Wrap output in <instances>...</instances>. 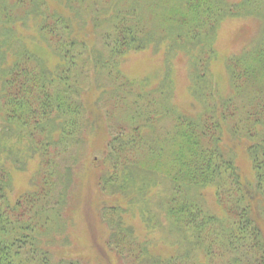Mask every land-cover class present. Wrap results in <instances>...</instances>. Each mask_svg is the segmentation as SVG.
Masks as SVG:
<instances>
[{"label": "trees", "instance_id": "1", "mask_svg": "<svg viewBox=\"0 0 264 264\" xmlns=\"http://www.w3.org/2000/svg\"><path fill=\"white\" fill-rule=\"evenodd\" d=\"M61 3L75 13L77 20L75 17L72 22L60 12L43 10L44 0L8 3L14 15L23 12V6L26 18L38 15L36 28L45 48L21 46L15 50L6 41L0 42V65L11 54L17 56L11 66L0 69V113L5 118L0 133H8L16 124L18 140L27 142V151L40 160L34 194L11 203L10 169L0 158V264H80L62 258L52 262L38 240L48 234V224L53 222L55 227L60 224L75 184L72 168L66 164L60 167L55 158L58 149L76 146L80 140L85 143L90 132L94 130L95 134L98 129L104 136V149L97 168L100 169L97 186L111 203L99 201L100 221L106 226L107 237L103 243L105 253L98 256V261L95 259L97 263L200 264L191 260L197 250L198 261L214 264L211 258L215 251L210 241L206 242L209 239L219 245L217 252L226 258L224 264H264V232L259 223L264 221V0H61ZM145 9L148 15L144 14ZM90 16L97 37L93 48L101 45L91 52L84 31ZM248 17L259 21L260 36L250 48L228 60L231 85L236 91L233 89L227 99L219 100V115L214 113V107L205 108L211 112L207 118L204 113L191 115L179 112L175 106L168 108L163 105L165 95L158 101L160 116L171 119L173 131L156 140L154 122L158 120L154 121L153 113L146 112L144 105L136 101L124 106L130 97L127 93L115 92V106L105 104L106 114L99 112L93 118V114L87 113L81 85L88 80L86 72L92 64L101 66V76L118 83L117 89L123 91L130 82L120 80L118 62L150 45L158 52L163 40H168L162 45L166 46L163 55L167 66L158 86L159 95L163 96L165 93L161 92L168 87L174 58L183 53L190 64V91L205 104L210 95L206 93L210 60L216 54L212 47L216 28L222 20ZM4 28H0V41L6 34L14 33ZM50 55L58 58L52 68L44 61ZM255 94L259 98L248 105L243 101L244 96L250 100ZM240 96L241 109H246L239 116L250 123L248 129L242 125L239 130L247 129L243 135L253 140L246 148L251 179H244L232 150L226 146L225 149L222 143L225 128L233 134L237 132L240 122L231 117L239 113L233 99ZM230 105L235 108L227 115ZM228 120H234L233 124ZM3 147L5 158L15 153L14 148ZM15 161L13 167L18 161L21 169V162ZM157 182L169 183L160 204L170 228L188 241L192 250L189 254L168 258L153 255L149 243L140 242L126 223L124 215L138 206L150 186ZM206 191L213 195L219 214L207 209ZM138 210L140 214L144 211L141 207Z\"/></svg>", "mask_w": 264, "mask_h": 264}, {"label": "rangeland", "instance_id": "2", "mask_svg": "<svg viewBox=\"0 0 264 264\" xmlns=\"http://www.w3.org/2000/svg\"><path fill=\"white\" fill-rule=\"evenodd\" d=\"M233 1L236 2L239 0ZM8 3H10V5L14 4L15 0H0V28L3 29L4 25H6L4 29H11L14 33L10 35L6 34L4 38L2 37L0 42L6 41V44L13 47L15 50L21 49V46L22 48H42L45 44L40 41L41 38L36 28L38 15L33 16V14H31L26 18V8L24 6L22 8L24 9L22 10L23 12L18 13L17 11V14L14 15V11L9 7ZM41 8L51 13L60 12L72 22H74L76 17L74 12L64 8L61 0H44V4ZM3 10L8 14V17H5L6 15ZM148 12V9H145L144 14L148 15ZM91 19L92 16L87 18L84 27V31L86 32L85 40H89L88 49L90 52L93 51V49L99 50L101 48L100 43L98 44L100 48H93V42L97 43V37L94 29L92 30L93 23ZM5 22H7L9 26ZM14 23L16 24L12 26ZM216 29L212 44L216 57L212 56L210 60L209 86L206 91V93L210 95H208L209 97L205 104L203 100L198 101V98L190 91L192 87L190 64L189 59L183 53H179V55L174 58L170 66L171 73L170 80H168V87H165L164 92H161L165 93L163 96L159 95L158 86L164 78L163 76L167 66L163 55L166 46L162 45L168 40H163L158 45V52L154 50L153 45H150L144 50L129 53L118 62V69L121 72L122 78L120 80L130 82V86L123 91L117 89L118 83L116 84L112 79L101 76L103 71L100 68L101 66L97 68L92 64L91 68L86 72L88 80L83 86L81 85L87 113L93 114V118L96 117V113L98 114L99 112L106 114V106L112 107L114 105V93L117 92V94L120 95H125L127 93L130 97L124 102V106L128 107L136 101L137 104L144 105L146 112L148 110V112L153 113L152 119L154 121L155 119L158 120V122H154L157 132L156 140L164 139L168 132L173 131L171 119L168 116H160L161 111L158 101L164 99L165 95L166 97L163 100V105H166L168 108L169 106H175L179 112H185L191 115H202L204 113L203 117L207 118L210 116L209 114L211 112H207L205 108L212 109V107H214V113L219 115L221 112L219 100L227 99L229 95H232V90L234 89L229 77L228 60L233 55H238L245 49L250 48V44L252 43L253 45L260 35H258L259 21L254 17L240 20L238 18L222 20ZM157 30L158 29L155 27V31ZM156 36L159 35L157 34ZM10 39L13 40L12 44H10ZM35 43L39 44L36 45ZM6 46L3 47L6 48ZM16 57L17 56L11 54L8 57V61L0 65V69L4 70L5 67L11 66ZM44 61L48 68H52L58 63V58L54 55H50L49 57L46 56ZM136 94H139L140 98H136ZM256 98H259L256 94L251 97L250 100L248 96H244L243 101L248 105L250 101ZM241 103V96L233 99V104L239 106L238 116L244 115L243 112H245L246 109H241ZM105 104L106 106H104ZM234 108L233 105H230L227 115H229L232 112L231 109L233 110ZM240 109L242 112H240ZM127 112H129V110H127ZM0 114L1 127L5 124V121H3L5 118H3V113ZM237 115L234 113L231 117L237 120V123L238 120L240 122L237 126L238 129L236 128V134H233L228 128H225L222 143L225 149L228 147L232 150L235 162L239 166L244 179H251L252 169L246 148L253 140L247 139L246 136L243 135L248 129L250 122L245 123L242 118L243 116H239L238 118ZM99 117L100 116H98V118ZM231 118L229 117V119ZM228 121L231 125L234 122V120ZM30 123L33 124L32 122ZM99 125L100 121L98 122V126ZM242 125L247 129L244 128L242 130L241 128L239 130V127H242ZM16 126L17 125L14 124L12 130H9L8 133H0V158L4 161L6 167L8 166L7 168L10 169L11 174V188L8 191V198L11 203L17 202L18 198H22L24 195L34 194L40 169V160L27 151V142L18 140L16 134L19 128ZM260 129L259 127V130ZM98 131L99 129L97 132ZM96 133L94 134L93 130L90 132L89 140L85 143L80 140L76 146H69L66 150L60 148L55 155L57 161L60 162V167H62V164H66L75 172V184L74 188L70 190L67 206L62 213L60 224L57 223V227H55V223L53 222L48 224L47 227L50 228L48 234L44 235L43 240H38L39 247L48 251L52 262L62 258L78 261L80 264H99L97 263L98 256L101 257L104 252L103 243L107 237V230L106 226L100 221L99 201L111 203V200L109 197L101 194L97 186V178L100 170L97 168L103 156L102 153L104 148L102 137L104 136L99 132L97 133L98 135ZM3 146L14 148L15 153L9 154V156L5 158V155L2 154L4 153ZM6 152H8V150H6ZM16 159L21 162V169H19L20 165H18V161L16 166L13 167ZM152 177L154 178V176ZM168 186V182L164 184H162V182H157L156 185L150 186L146 192L145 198L141 200L138 206L133 207L124 215L126 223L133 229L136 238L140 242H148L151 254L161 258L175 257L183 253L189 254L192 252L188 241L182 240L179 234H176L175 230L170 228L165 217L164 206L160 204L161 195L166 192L165 188ZM100 198L101 200H99ZM205 200L207 209L213 213L219 214L220 208L216 204L211 193L206 191ZM138 207L144 210L141 214ZM259 223H261V228L264 232V221L261 220ZM188 235H190V233ZM208 241H210L209 245H212L215 251V254L211 258L212 263L224 264L226 258L222 256L221 252H217L219 245H215L212 240L207 239L206 242ZM199 255V251H194V257L192 256L191 260L202 264V260L198 261ZM106 258L110 261L108 256H106ZM95 259H97V261H95ZM114 262L111 261L109 264H115ZM106 264H108V262Z\"/></svg>", "mask_w": 264, "mask_h": 264}]
</instances>
